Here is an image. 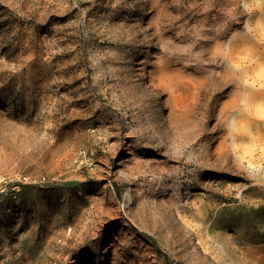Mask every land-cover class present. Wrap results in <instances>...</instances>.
<instances>
[{"label": "rangeland", "instance_id": "1", "mask_svg": "<svg viewBox=\"0 0 264 264\" xmlns=\"http://www.w3.org/2000/svg\"><path fill=\"white\" fill-rule=\"evenodd\" d=\"M263 237L264 0H0V264H264Z\"/></svg>", "mask_w": 264, "mask_h": 264}, {"label": "bare ground", "instance_id": "2", "mask_svg": "<svg viewBox=\"0 0 264 264\" xmlns=\"http://www.w3.org/2000/svg\"><path fill=\"white\" fill-rule=\"evenodd\" d=\"M221 47V46H220ZM232 50H233V48H231ZM220 51V50H219ZM221 52V51H220ZM229 53V52H228ZM228 53H227V55H228ZM229 55H232V54H229ZM229 57V56H228ZM231 57H229V59H230ZM232 59H233V57H232ZM166 67V66H165ZM170 67V66H169ZM164 68V67H163ZM167 69V68H166ZM170 69V68H169ZM168 69V70H169ZM160 70H161V67H160ZM159 70V71H160ZM174 70V69H173ZM175 71V70H174ZM173 71V72H174ZM171 72V71H170ZM153 74V73H152ZM151 74V75H152ZM175 74H177V73H175ZM154 75V74H153ZM158 75V74H157ZM173 75V74H172ZM158 77H159V80H161V82H163L164 84H169V82L173 79V77H175L174 75H173V77L171 76V74L170 73H168L167 72V70H162L161 72H160V74L158 75ZM172 77V78H171ZM180 77V76H179ZM153 78V77H152ZM155 78H157L156 76H155ZM176 78H178V77H176ZM154 79V78H153ZM182 79V78H181ZM175 80V79H174ZM181 81V80H180ZM154 82V81H153ZM153 82H152V84H153ZM172 82V81H171ZM182 82V81H181ZM189 82V81H188ZM157 83H158V81H157ZM156 83V84H157ZM177 83H178V81H177ZM180 83V82H179ZM183 83V82H182ZM159 85H160V82H159ZM170 85H172V84H170ZM175 85H177V84H175ZM179 85V84H178ZM181 85V84H180ZM182 85H184V84H182ZM161 86H162V84H161ZM166 86V85H165ZM164 86V87H165ZM167 87V86H166ZM196 88V87H195ZM185 107V106H184ZM225 108H227V107H224V109ZM231 109H232V107H230ZM188 109V108H187ZM235 109V108H234ZM182 110V109H181ZM180 110V111H181ZM225 110H228V109H225ZM225 110H223L224 112H225ZM179 111V110H178ZM183 111V110H182ZM223 111H222V113H223ZM231 111V110H230ZM234 111V110H233ZM238 111V110H237ZM175 114V113H174ZM224 114V113H223ZM234 114V113H233ZM231 115V114H230ZM235 115V114H234ZM226 116H227V114H226ZM224 117H225V115H224ZM235 122V120L232 122V123H234ZM56 143V142H55ZM61 143V142H60ZM224 146V145H223ZM222 146V148H223V150H224V147ZM59 148V147H58ZM221 149V148H220ZM222 149H221V151H223ZM52 155V154H51ZM68 159V158H67ZM70 159H72V158H70ZM71 161V160H70ZM155 169V168H154ZM158 170V169H157ZM65 173V172H64ZM154 173H156V172H154ZM72 175V174H71ZM63 176H64V174H63ZM160 176V175H159ZM162 178V177H161ZM155 179H156V177H155ZM159 180V179H158ZM161 181V180H160ZM126 197H127V200H129V201H131V194H130V191H127V193H126ZM101 199V198H100ZM128 201V202H129ZM96 202V201H95ZM93 204V203H92ZM96 204V203H95ZM95 204H93V205H95ZM98 204V203H97ZM25 205V204H24ZM103 205V204H102ZM95 206H97V205H95ZM186 206V205H185ZM104 207V206H103ZM92 209V208H91ZM94 209V208H93ZM99 209V208H98ZM110 209V208H109ZM67 210V209H66ZM183 210V209H182ZM94 211V210H93ZM99 211V210H98ZM97 211V212H98ZM185 211V210H184ZM89 213H91L92 214V212H89ZM107 213V212H106ZM95 214V213H94ZM85 215V214H84ZM99 215H100V213H99ZM180 215H182L181 213H180ZM98 216V215H97ZM183 216V215H182ZM90 217V216H89ZM87 218V217H86ZM93 219V218H92ZM186 219V218H185ZM89 220H91V218H89ZM185 221V220H184ZM77 223V222H76ZM86 227V226H85ZM74 228V227H73ZM88 228V227H87ZM86 229V228H85ZM83 231V230H82ZM72 232V231H71ZM88 232H89V230H88ZM84 233V232H83ZM87 233V232H86ZM91 233V232H90ZM80 234V233H79ZM72 235H73V233H72ZM82 235V234H81ZM121 235V234H120ZM70 236V238H71V235H69ZM67 237H68V235H67ZM98 237V236H97ZM97 237H95V238H97ZM85 240V239H84ZM103 240V239H102ZM117 240H118V237H116V239L114 240V241H112V242H110V245H109V247H114V249L112 250V254H114V255H116L117 254V247L119 248V246H118V242H117ZM66 241V240H65ZM72 242V241H71ZM83 243V242H82ZM102 243V242H101ZM63 244V243H62ZM73 245V244H72ZM75 246V245H74ZM73 246V247H74ZM78 246V245H77ZM78 248V247H77ZM110 249V248H109ZM120 251V250H119ZM65 254V253H64ZM119 256V255H118ZM104 257V256H103ZM62 260V259H61ZM117 260V259H116ZM117 262V261H116ZM113 262H111L110 264H112Z\"/></svg>", "mask_w": 264, "mask_h": 264}, {"label": "built area", "instance_id": "3", "mask_svg": "<svg viewBox=\"0 0 264 264\" xmlns=\"http://www.w3.org/2000/svg\"><path fill=\"white\" fill-rule=\"evenodd\" d=\"M260 247H261L260 253L262 256H264V237L263 240L261 241Z\"/></svg>", "mask_w": 264, "mask_h": 264}]
</instances>
